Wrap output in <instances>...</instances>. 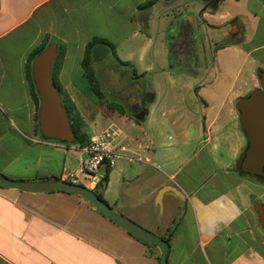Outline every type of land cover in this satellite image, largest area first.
Wrapping results in <instances>:
<instances>
[{"label": "crops", "instance_id": "obj_1", "mask_svg": "<svg viewBox=\"0 0 264 264\" xmlns=\"http://www.w3.org/2000/svg\"><path fill=\"white\" fill-rule=\"evenodd\" d=\"M146 1L0 0V175L23 182H71L65 175H73L93 191L107 175L99 192L112 209L154 234L174 227L168 264H264V190L231 171L246 148L235 104L260 87L257 74L264 72V0H214L182 17L216 32L229 28L214 43L213 61L203 64L195 50L172 49L164 26L158 35L163 30L166 40L159 38L154 49L150 22L159 0L139 10ZM164 5L171 7L169 0ZM93 38L113 44L138 79L129 82L136 90L116 94L123 106L99 99L84 76V48ZM52 43L51 79L82 128L88 125V142L112 128L113 145L125 146L131 159L102 165L95 184L82 180L80 146L39 131L27 64L36 49ZM102 46L110 50L98 44L92 57ZM16 135L25 139L21 149ZM25 153L34 161L23 162ZM165 186L178 187L182 198L165 193L158 207ZM165 198L175 202L173 209L167 204L166 223ZM0 264H159V252L77 195L0 188Z\"/></svg>", "mask_w": 264, "mask_h": 264}, {"label": "water", "instance_id": "obj_2", "mask_svg": "<svg viewBox=\"0 0 264 264\" xmlns=\"http://www.w3.org/2000/svg\"><path fill=\"white\" fill-rule=\"evenodd\" d=\"M55 57L56 45L52 43L38 53L31 63V77L39 98L38 127L45 139L72 142L74 135L70 120L62 105L61 96L51 79ZM257 76L260 87L238 99L235 104L240 129L246 140V148L238 157L236 165L231 171L264 178V72L259 71ZM0 188L25 193L66 192L77 195L89 202L104 217L125 232L145 244L156 247L159 252V264H168L167 255L170 248L168 242L116 212L93 190L84 185L64 180L14 181L0 175ZM168 192L179 199L182 198L178 187L165 186L157 194L158 207L161 206L162 196ZM262 227L264 229V223H262Z\"/></svg>", "mask_w": 264, "mask_h": 264}, {"label": "rangeland", "instance_id": "obj_3", "mask_svg": "<svg viewBox=\"0 0 264 264\" xmlns=\"http://www.w3.org/2000/svg\"><path fill=\"white\" fill-rule=\"evenodd\" d=\"M167 1L168 0H159V2H157L155 6L153 7V12L151 16L152 21L150 22V25L153 24L154 29H155V32L153 33L156 39V44L154 46V49H157L159 47V38H163L166 40V37L164 34L165 32L163 30L161 32V35H158V32H160L162 26H164V30H168V32L170 33L168 34L166 42L170 43V47L172 49L184 48V50H186L188 54L189 52L191 53L192 51L194 53V50H195L196 54L198 55L199 62L201 64L204 63L205 58L207 62H212L214 46H215L214 43L223 42L221 35L224 36L225 38V35L229 31V28L227 26H224V27H221V29H219L216 32V31L207 29L205 26L201 25V23H199V25L195 23L194 26H192V24L189 25L187 21H182L183 16L190 14V13H196L199 6L205 5V3H202L200 0H169L171 4V7L169 10H166L165 9L166 6L164 5L165 3H167ZM195 15L197 17V14ZM169 37L171 38L169 39ZM188 41H191L193 43L189 44ZM203 49H205V51H203ZM93 56L94 57L92 58V66L101 81V90L104 93L106 100L108 102L117 103L119 106H123V103H121L122 101L115 96L119 95L120 93L121 95H123L129 91L136 90L132 85H130L129 82H132L135 80L137 81L138 79H133L131 69L120 65L115 59L112 52L108 50L106 47L102 46L100 49H98L93 54ZM150 59L151 57L148 58V60ZM58 63H60L59 56L56 58L54 69L58 66L57 65ZM145 81L147 82L148 79L146 78ZM141 84L143 85L144 83L141 82ZM134 86H136V84H134ZM112 92H115V93H112ZM82 133L85 136L90 137L91 132L87 124L82 128ZM16 137H17L16 139L17 141L14 139V142H16L21 149L24 146L25 139H21L17 135ZM1 143L5 144L6 142H1ZM18 152L19 151L17 152L14 151L13 153L14 158H16L15 156ZM11 156H12V153H11ZM6 158L12 161V158L10 156H7ZM34 159L35 157H32V156L29 157L25 153L23 162L29 163L31 161H34ZM15 161L19 162L17 159H15ZM243 177L250 180V182L253 184V188H257L260 191L264 190V180H260L256 177L247 176V175H244ZM256 194H259V192H256ZM261 200L264 202V197H262ZM167 204H170L173 209V205L175 204V202L172 199H171V202H168V198H165V202H164V205H165L164 212L165 213L161 215V217H163L162 220L164 221V223H166L167 218H168V215L166 214ZM126 218L130 219L129 217H126ZM146 226H149V225L146 224ZM168 226L170 227L171 223ZM154 232H156L155 235L160 234V236L162 237L167 235L166 232H163L162 229H159V231L157 229H154ZM10 235H11L10 232H4V236L7 237V243L11 242L9 238ZM12 235H13V231H12ZM5 255H9V254H5ZM5 257L10 260L9 256H5Z\"/></svg>", "mask_w": 264, "mask_h": 264}, {"label": "trees", "instance_id": "obj_4", "mask_svg": "<svg viewBox=\"0 0 264 264\" xmlns=\"http://www.w3.org/2000/svg\"><path fill=\"white\" fill-rule=\"evenodd\" d=\"M157 0H149L146 1L142 4H140L138 6L139 10H143V9H148L150 7H152ZM202 3H205L204 7L210 6V3L214 0H200ZM98 44H103L109 47L110 51L112 52V54L114 55L115 59L117 60V62L122 65V66H130V64L128 62H123L121 61L115 53V48L114 45L109 43L108 41H106L105 39L102 38H93L90 41H88L85 45L84 48V53H83V58H82V69L84 72V76L92 90V92L99 98V99H103L104 98V93L101 90V81L99 79V77L97 76L93 66H92V52L93 49L96 45ZM46 48V45L41 46L40 48L36 49L31 55L30 58L28 60V64H27V79L30 85V90H31V95L36 103V107L37 109L39 108V98H38V94L35 90L34 84H33V80L31 77V63L33 61V59L36 57V55L38 53H40L42 50H44ZM134 72V71H133ZM53 82V80H52ZM54 86L56 87V89L58 90V92L60 93V89L59 87H57V85L53 82ZM150 99L148 101H146V104L148 102L152 101V95H150ZM62 105L66 111V114L69 117L70 120V126H71V130L73 132L74 135V140L72 142H61V143H65V144H69V145H78L80 147L84 146L85 144L88 143V139L85 137V135L82 133L81 128H82V123L81 121L72 113L73 111V106L70 104L65 103L64 101H62ZM117 105L114 104H110V107L115 109ZM241 175H246V174H242ZM260 180H264V178H259ZM107 183V175H104L101 180H99V182L97 183V188L94 190V192L96 193V195L103 200L104 202H106L99 190L104 189ZM173 230L174 227H171V229H169L168 234L164 237H162L166 242H170V238L173 234ZM127 235H129L132 238V235H130L129 233L126 232ZM137 239V238H135ZM138 240V239H137ZM140 241V240H139Z\"/></svg>", "mask_w": 264, "mask_h": 264}, {"label": "built area", "instance_id": "obj_5", "mask_svg": "<svg viewBox=\"0 0 264 264\" xmlns=\"http://www.w3.org/2000/svg\"><path fill=\"white\" fill-rule=\"evenodd\" d=\"M117 136V132L112 128H108L98 135L94 136L87 144L81 147L84 154L80 161V173L83 182L87 184L96 183V174L100 167L104 165L107 168H113L120 158L131 160L126 153V147L121 145L117 149L113 145V141ZM65 179H70L72 183L77 182V177L73 175H65Z\"/></svg>", "mask_w": 264, "mask_h": 264}, {"label": "flooded vegetation", "instance_id": "obj_6", "mask_svg": "<svg viewBox=\"0 0 264 264\" xmlns=\"http://www.w3.org/2000/svg\"><path fill=\"white\" fill-rule=\"evenodd\" d=\"M256 178H258V177H256ZM259 179V178H258ZM263 179V178H262Z\"/></svg>", "mask_w": 264, "mask_h": 264}]
</instances>
